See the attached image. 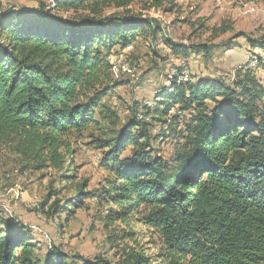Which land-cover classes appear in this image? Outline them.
Returning <instances> with one entry per match:
<instances>
[{"label":"trees","instance_id":"16d2710c","mask_svg":"<svg viewBox=\"0 0 264 264\" xmlns=\"http://www.w3.org/2000/svg\"><path fill=\"white\" fill-rule=\"evenodd\" d=\"M53 1L55 8L37 12H0V159L13 157L25 171L66 170L75 154L71 138L97 123L102 97L118 84L110 63L117 47L150 35L176 59L192 51L146 14L174 12L169 0ZM54 9L66 17L53 16ZM254 47L264 51V42ZM252 73L239 72L232 85L193 73L191 83L171 78L155 106L137 104L135 119L115 137L96 138V147L107 149L101 163L115 176L106 225L144 228L124 235L131 244L115 264H264V87ZM145 107L150 122L137 118ZM187 110L195 113L183 144L167 160L152 148L154 117L171 134ZM130 146L133 156L122 162ZM47 203L41 209L49 213ZM72 205L79 210L84 201ZM63 209L57 203L54 213ZM15 220L0 215V264H77L58 248L40 259Z\"/></svg>","mask_w":264,"mask_h":264},{"label":"rangeland","instance_id":"374dc122","mask_svg":"<svg viewBox=\"0 0 264 264\" xmlns=\"http://www.w3.org/2000/svg\"><path fill=\"white\" fill-rule=\"evenodd\" d=\"M43 5L55 8L53 0H0V12L7 8L37 12ZM168 7L174 12L152 10L146 14L157 19L169 39L192 46L190 56L172 60L175 57L171 56L169 47L152 40L150 35L137 38L129 51L117 47L110 63L118 82L113 75L112 78L118 84L102 97L96 110L97 123L71 138L75 154L67 160L66 170L25 171L13 157L0 159V215L8 223L16 219V224L30 235V242L35 245L40 259L58 248L70 257H78L75 259L77 264H85L84 261L115 264L122 250L131 244L124 235L132 230L140 233L144 228L133 224L128 227L120 223L106 225V217L111 212L106 191L115 176L101 163L107 149H98L94 143L96 138L115 137L127 122L135 119L137 104L155 106L158 93L170 84L169 79L179 78L182 71L178 72L183 65L188 68L192 80L193 73L194 78L200 80L232 85L252 57L264 58V51L254 47L264 42V0H169ZM139 8L136 5L134 10L140 12ZM113 12L107 10L105 14ZM51 14L66 17L55 9ZM198 46L206 51L197 52ZM254 53L257 55L252 56ZM124 56L130 62L129 70L125 71L122 70ZM251 71L264 87V66L259 63ZM259 106L264 109V99ZM194 113L187 110L186 118L177 125L175 122L171 134L162 132L160 117H154L157 122L154 121L153 150L171 160L183 144V136ZM156 136L159 140H155ZM133 148H127L121 156L122 162L128 163L132 158ZM67 174L73 175L74 179L67 180L64 176ZM82 185L88 193L86 198L79 193ZM78 199L84 201L79 210L72 205ZM46 200L51 209L49 213L48 209L45 212L41 209ZM57 203L62 209H68L54 213ZM110 237L113 242L109 241Z\"/></svg>","mask_w":264,"mask_h":264},{"label":"bare ground","instance_id":"6f19581e","mask_svg":"<svg viewBox=\"0 0 264 264\" xmlns=\"http://www.w3.org/2000/svg\"><path fill=\"white\" fill-rule=\"evenodd\" d=\"M129 63H128V60H127V68L122 67V70L123 71L129 70ZM259 63H260L259 57H257V56L255 58L252 57L251 60L248 62L247 66H245L244 68H242L241 71L244 72V73H246V71L252 70ZM183 67L184 68L181 69L182 70V73H181V75H179V82H182V83H188V82H190L191 83L193 80L190 78V73L187 70L188 68L186 67V65H183ZM186 76H188V78H185ZM139 118L140 119H144L146 121V118L143 115V112H141V114L139 115Z\"/></svg>","mask_w":264,"mask_h":264},{"label":"built area","instance_id":"2783aa9c","mask_svg":"<svg viewBox=\"0 0 264 264\" xmlns=\"http://www.w3.org/2000/svg\"><path fill=\"white\" fill-rule=\"evenodd\" d=\"M130 49L131 48H126V51H129ZM251 55H257V53H254V54H251ZM127 59H129V58H127L126 56L122 57V67L127 68ZM171 59H172V57H171ZM174 59H176V58H173L172 60H174ZM177 60H179V59H177ZM185 78H188V76H186ZM148 105H149V103H148ZM146 108L147 107L139 109L138 114H137V118L139 117V115L141 114L142 111H145ZM150 121L151 120H148L147 122H150Z\"/></svg>","mask_w":264,"mask_h":264}]
</instances>
